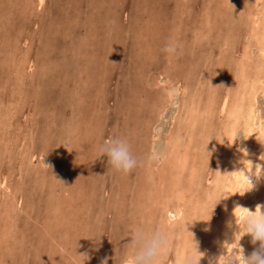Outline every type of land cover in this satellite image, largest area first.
Returning a JSON list of instances; mask_svg holds the SVG:
<instances>
[{"label":"rangeland","instance_id":"374dc122","mask_svg":"<svg viewBox=\"0 0 264 264\" xmlns=\"http://www.w3.org/2000/svg\"><path fill=\"white\" fill-rule=\"evenodd\" d=\"M262 1L0 0V264H79L77 254L87 255L84 264H124L129 235L138 227L169 231L164 264H183L186 255H195L192 234L203 253L199 264H215L220 251L234 247L238 256V226L225 247L215 227L225 199L248 210L264 207V177L253 178L254 187L241 195L233 192L243 181L229 174L234 190L212 206L227 193L220 168L231 170L245 145L253 164L264 149ZM169 44L175 53L165 50ZM174 87L181 90L179 109L175 121L163 122L158 139L166 158L152 165L153 131ZM236 103L243 110L234 114ZM113 135L126 138L140 161L127 175L114 172L106 156L97 158V144ZM176 135L181 141L169 154ZM44 152L47 163L39 159ZM165 204L179 216L175 227L167 226ZM211 209L210 219L200 221ZM188 219L197 220L188 226L191 233L182 227ZM238 244L246 257L259 248L250 234Z\"/></svg>","mask_w":264,"mask_h":264},{"label":"clouds","instance_id":"9594fccd","mask_svg":"<svg viewBox=\"0 0 264 264\" xmlns=\"http://www.w3.org/2000/svg\"><path fill=\"white\" fill-rule=\"evenodd\" d=\"M165 50L169 53H175L176 45L169 44L166 46ZM168 95L170 99L175 100L181 95V90L179 88H173ZM260 98L264 99V96ZM238 138L233 139V141ZM260 143L264 145V143ZM205 146L204 151L209 157V152L205 150ZM240 151L244 155H247L245 149H240ZM100 156H106L107 164L114 172L119 174L127 175L140 164V161L132 154L127 139L119 135H113L107 140H103L97 144V158ZM165 158L166 157L162 153L153 150L147 157V162L152 165H159L163 163ZM259 159L264 160V153L260 155ZM241 163L243 168L239 169V172L240 178L243 181V187L233 193L243 195L246 191L254 187L253 178L259 180L264 177V167L260 164H253L252 161L247 159H243ZM227 195L228 193H225L223 196L219 197L214 202L212 209L220 198ZM236 207L245 210L238 216H234V223L238 226V230L235 233H240L238 239H235V243L239 249L238 256L232 254L237 251V248L234 247L231 252L219 255L216 258L215 264H264V207L257 205L255 210H248L240 206ZM212 209L209 213V218L200 221H208ZM177 220L178 217L176 215L169 214L167 217V226L169 228L175 227ZM193 221L197 220H192L190 223L184 220L182 225L183 230L188 231V226L191 225ZM241 227L243 229L242 232H240ZM245 234H250L253 243L259 241L258 250L253 251L247 257L243 255V250L238 244L239 239ZM99 237L89 239L98 240ZM129 237L128 247L124 255V264H164L171 247V236L169 231L165 228L145 229L138 227L130 233ZM192 240L195 255H186L183 264H199V260L203 256V253L197 250V243L193 239V234ZM77 256L79 257V264H84V261L88 259L86 254H77ZM101 264H104V261H101ZM209 264H212V262L210 261Z\"/></svg>","mask_w":264,"mask_h":264},{"label":"bare ground","instance_id":"6f19581e","mask_svg":"<svg viewBox=\"0 0 264 264\" xmlns=\"http://www.w3.org/2000/svg\"><path fill=\"white\" fill-rule=\"evenodd\" d=\"M79 1V0H78ZM259 1H262V0H259ZM26 2V1H25ZM32 2V1H31ZM30 2V3H31ZM37 2H39V4H42L43 2H44V0H37ZM97 2V1H96ZM95 2V3H96ZM263 2V1H262ZM78 3V2H77ZM82 3V2H81ZM34 4V3H33ZM97 4V3H96ZM98 4H99V2H98ZM205 4V3H204ZM100 5V4H99ZM257 5V4H256ZM39 6V5H38ZM80 6V5H79ZM94 6V5H93ZM262 6H263V4H262ZM81 7V6H80ZM192 8H194V7H192ZM187 9V8H186ZM216 9V8H215ZM36 10V9H35ZM41 10V9H40ZM94 10H96V9H94ZM193 10V9H192ZM221 10H222V8H221ZM38 11V10H37ZM203 11V10H202ZM227 11V10H226ZM41 12V11H40ZM225 12V11H224ZM94 13V12H93ZM230 13V12H229ZM251 13V12H250ZM197 14V13H196ZM231 14V13H230ZM233 14V13H232ZM77 18V17H76ZM260 18V17H259ZM263 17H261V19H262ZM218 20V19H217ZM263 20H264V18H263ZM28 21V20H27ZM233 21V20H232ZM15 23V22H14ZM255 23H256V21H255ZM255 23H253V24H255ZM258 23V22H257ZM264 23V22H263ZM232 24V23H231ZM259 24H261V23H259ZM49 25V24H48ZM239 25H240V23H239ZM250 25V24H249ZM256 25H258V24H256ZM255 25V26H256ZM262 25H264V24H261L259 27H261ZM217 26V25H216ZM248 26V25H247ZM246 26V27H247ZM245 27V26H244ZM253 26H251V28H252ZM262 28H264V27H262ZM262 28H260L261 30H262V32H264V29H262ZM9 29V28H8ZM169 29V28H168ZM220 29V28H219ZM5 30V29H4ZM254 30V29H253ZM21 31V30H20ZM19 31V32H20ZM117 31V30H116ZM239 31V30H238ZM10 32V31H9ZM249 32V31H248ZM253 32V31H252ZM259 31H257V33H258ZM24 33V32H23ZM227 33V32H226ZM230 33V32H229ZM255 33H256V31H254V35H255ZM20 34V33H19ZM261 34V33H260ZM259 34V35H260ZM264 34V33H263ZM262 34V35H263ZM216 35V34H215ZM229 35V34H228ZM240 35V34H239ZM248 35V34H247ZM253 35V34H252ZM226 37H227V35H225ZM16 37V36H15ZM28 37V36H27ZM224 37V36H223ZM254 37V38H253ZM253 37H251L252 39H254V42H255V40H257V38L255 39V37H257L256 35L255 36H253ZM197 38V37H196ZM238 38V36L237 37H234L233 38V40L234 39H237ZM264 38V37H263ZM260 39V38H259ZM217 40V39H216ZM222 40V39H221ZM230 40V39H229ZM238 40V39H237ZM179 41V40H178ZM197 41V40H196ZM248 41V40H247ZM251 41V40H250ZM249 41V42H250ZM262 41H264V40H262ZM261 40L259 41V42H262ZM19 43V42H18ZM180 43V42H179ZM193 43H195V42H193ZM208 43V42H207ZM231 43V42H230ZM252 44H253V41H252ZM257 44V43H256ZM263 44L264 43H262V45H260V44H257L258 46L260 45V46H262L263 47ZM197 45V44H196ZM226 45H227V42H226ZM254 45V44H253ZM191 46V45H190ZM246 46H248V45H246ZM245 46V47H246ZM250 46V45H249ZM260 46H259V48H260ZM192 47H193V45H192ZM6 48V47H5ZM248 49H249V47H247ZM200 49V48H199ZM245 49V48H244ZM255 49V48H254ZM261 49V48H260ZM263 49H264V47H263ZM262 49V50H263ZM21 50V49H20ZM75 50V49H74ZM224 50V49H223ZM257 50V49H256ZM80 51V50H79ZM244 51V50H243ZM249 51H251V50H249ZM264 51V50H263ZM131 52V51H130ZM245 52H247L246 50H245ZM263 53V55H264V52H262ZM186 54V53H185ZM188 54V53H187ZM198 54V53H197ZM251 54V53H250ZM216 55V54H215ZM248 55V54H247ZM132 56V55H131ZM243 53L241 54V60L243 59ZM225 57V56H224ZM255 57V56H254ZM245 58V57H244ZM250 58V57H249ZM249 58H247V59H249ZM262 58H264V57H262ZM230 59H231V56H230ZM259 59V58H258ZM59 60V59H58ZM223 60H224V58H223ZM256 60V59H255ZM176 61V60H175ZM248 61V60H247ZM264 61V60H263ZM219 62V61H218ZM223 62V61H222ZM241 62V61H240ZM244 62L245 63H247L246 62V60H244ZM244 62H242V63H244ZM253 62V61H252ZM239 63V62H238ZM254 63V62H253ZM255 64V63H254ZM189 65V64H188ZM210 65V64H209ZM178 66V65H177ZM243 66V65H242ZM248 66V65H247ZM250 66V65H249ZM220 67V66H219ZM238 67V66H237ZM91 68V67H90ZM126 68V67H125ZM162 68V67H161ZM243 68V67H242ZM246 68V67H245ZM250 68V67H249ZM256 68V67H255ZM235 69V68H234ZM162 70H163V68H162ZM246 70V69H245ZM253 70V69H252ZM258 70H260V69H258ZM13 71V70H12ZM122 71V70H121ZM237 71V70H236ZM251 71V70H250ZM254 71V70H253ZM227 72V71H226ZM244 72V71H243ZM187 73V72H186ZM259 73V72H258ZM257 73V74H258ZM68 74V73H67ZM189 74V73H188ZM215 74V73H214ZM249 74H250V72H249ZM254 74V73H253ZM260 74V73H259ZM18 75V74H17ZM161 75V74H160ZM203 75V74H202ZM188 76V75H187ZM190 76V75H189ZM191 77V76H190ZM200 77V76H199ZM233 77V76H232ZM162 78V77H161ZM170 78V77H169ZM206 79V78H205ZM30 80V79H29ZM211 80V79H210ZM9 81V80H8ZM259 81V80H258ZM206 83V82H205ZM170 84V83H169ZM251 84V83H250ZM167 85V84H166ZM188 85V84H187ZM186 85V86H187ZM207 86V85H206ZM205 86V87H206ZM149 87V86H148ZM185 87V86H184ZM166 88H168L167 86H166ZM171 88V87H170ZM174 88H176V87H174ZM217 88V87H216ZM237 88V87H236ZM104 89H105V87H104ZM148 89V88H147ZM190 89V88H189ZM207 89V88H206ZM185 90V89H184ZM261 90V89H260ZM158 91H159V89H158ZM190 91V90H189ZM218 91V90H217ZM236 91V90H235ZM257 91V90H256ZM194 92V91H193ZM204 92V91H203ZM215 92V91H214ZM254 92V91H253ZM252 92V93H253ZM19 93V92H18ZM158 93V92H157ZM184 93H185V91H184ZM195 93V92H194ZM163 94V93H162ZM210 94H213V92L211 91V93ZM263 94H264V88H263ZM160 95V94H159ZM189 95V94H188ZM187 95V96H188ZM195 95V94H194ZM196 95H198V94H196ZM255 95H256V93H255ZM167 96V95H166ZM199 96V95H198ZM213 96V95H212ZM211 96V97H212ZM215 96H216V94H215ZM244 96V95H243ZM250 96V95H249ZM214 97V96H213ZM253 97V96H252ZM31 98V97H30ZM190 98V97H189ZM197 98V97H196ZM244 98V97H243ZM242 98V99H243ZM246 98V97H245ZM248 99L247 100H249L251 97H247ZM35 99V98H34ZM154 99V98H153ZM158 99V98H157ZM184 99V98H183ZM200 99V98H199ZM214 99H216L215 97L212 99V102H213V100ZM238 99V98H237ZM252 99V98H251ZM11 100V99H10ZM155 101H156V99H154ZM165 100H166V97H165ZM191 100H193L194 101V98H192V96H191V98L189 99V101L190 102H193V101H191ZM197 100V99H196ZM239 100V99H238ZM246 100V101H247ZM24 101V100H23ZM38 101V100H37ZM209 101V100H208ZM244 101H245V99H244ZM168 102H169V106H168V108H166V109H164V110H162L158 115H159V120H162L161 122H160V124L159 125H157V126H155V128H154V131L153 132H155V135L153 136L154 137V139H155V143H156V145L158 144V146L156 147V146H154L155 145V143H153V144H151V152L153 151V150H155V151H157V152H159V153H164L163 152V150H162V145H160V143L158 142V139H159V134H160V130H161V128H162V126H163V122H165L166 121V119H167V117H170L173 121H175V116H176V113H177V109H179L178 108V99H175V100H172V99H170V97H169V100H168ZM189 102V103H190ZM207 102V101H206ZM211 102V99H210V104L212 103ZM251 102V101H250ZM151 103V102H150ZM186 103V102H185ZM185 103H184V105H185ZM188 102L186 103V104H189ZM234 103V102H233ZM239 103V102H238ZM247 103H248V101H247ZM79 104V103H78ZM77 104V105H78ZM206 104H209V103H206ZM209 104V105H210ZM213 104H214V102H213ZM251 104V103H250ZM159 105V104H158ZM209 105H208V108H209ZM246 105H248V104H246ZM152 106V105H151ZM156 106V105H155ZM191 106V108L190 107H188L189 109H191L192 110V106L193 105H190ZM215 105H213V107H214ZM238 106H239V104L237 105V103H236V106L232 109L233 110V112L232 113H234L235 114V112L236 113H240V110L242 111L243 109H239L238 108ZM251 106H252V108H253V105L251 104ZM187 107V106H186ZM210 107H211V105H210ZM227 107V106H226ZM230 107H233V106H231V104H230ZM229 108V107H228ZM248 108V107H247ZM187 109V108H186ZM206 109V111L208 110L207 109V107L205 108ZM226 109V108H225ZM231 109V108H230ZM188 110V109H187ZM185 111V110H184ZM193 111V110H192ZM211 111V110H210ZM210 111H209V113L208 114H210ZM156 112V111H155ZM186 112V111H185ZM229 112V111H228ZM195 113H196V111H195ZM213 113V112H212ZM211 113V114H212ZM231 113V112H230ZM229 113V114H230ZM252 113V112H251ZM11 114V113H10ZM206 114V113H205ZM207 114V116H209ZM156 115V114H155ZM244 115V114H243ZM211 116V115H210ZM238 116H240V115H238ZM228 117V116H227ZM232 119V121H233V117H231ZM244 118H246V117H243V119ZM247 118H249V117H247ZM179 119H181L182 120V117L181 118H178L177 120H179ZM195 119V118H194ZM181 120H179V122H181ZM208 120V119H207ZM248 120V119H247ZM250 120V119H249ZM248 120V123L250 122ZM188 121H190V120H188ZM235 121H237V120H235ZM159 122V121H158ZM157 122V123H158ZM199 121H197V123H198ZM254 122V121H253ZM235 123V122H234ZM246 123V122H245ZM232 124V127H234L233 126V123H231ZM236 124H237V122H236ZM262 125V124H261ZM263 125H264V123H263ZM180 126V125H179ZM188 126H190L189 124H188ZM229 126V125H228ZM228 126H227V128H228ZM258 126V125H257ZM77 127V126H76ZM230 127V126H229ZM221 128V127H220ZM252 127L251 126H249V129H248V132H247V134H249L250 136L252 135V133H253V131H252V129H251ZM226 128H224V130H225ZM223 130V129H222ZM229 130V129H228ZM230 131H232L233 133H234V130H231L230 129ZM264 131V130H263ZM226 132H228L227 130H226ZM255 132H257V131H255ZM255 132H254V135H255ZM259 134H260V132H258ZM264 133V132H263ZM197 134H198V132H197ZM215 134V133H214ZM226 134V133H225ZM225 134H224V136H225ZM232 134V133H231ZM231 134H229V135H231ZM139 135V134H138ZM264 135V134H263ZM174 136V135H173ZM177 136V135H176ZM233 136V135H232ZM232 136L230 137L231 139H232ZM249 136V137H250ZM257 136V135H256ZM255 136V137H256ZM229 137V136H228ZM247 137V136H246ZM248 137V138H249ZM252 137L254 138V136L252 135ZM263 137V136H262ZM141 138H143V137H141ZM179 138L180 137H178L177 136V138H175L174 140H171V148H170V151H168V153L170 154V153H175V149H174V147H176V146H178V144L180 143V141L181 140H179ZM229 138V139H230ZM247 138V139H248ZM260 138V137H259ZM43 139H45V137L43 136ZM185 139V138H184ZM226 139V138H225ZM246 139V140H247ZM263 139V138H262ZM46 140V139H45ZM198 140V139H197ZM222 140V139H221ZM228 140V139H227ZM245 140V141H246ZM252 140V139H251ZM250 140V141H251ZM47 141V140H46ZM178 141V142H177ZM232 141V140H231ZM249 140H247V143L248 142H250ZM226 142V141H225ZM230 141L228 140V144H230L229 143ZM257 142V141H256ZM47 143V142H46ZM45 143V144H46ZM222 143H224V142H222ZM250 143H252V142H250ZM162 144V143H161ZM221 144V143H220ZM243 144V143H242ZM254 144H255V142H254ZM222 145H224V144H222ZM252 145V144H251ZM261 145V144H260ZM60 145H58V147H59ZM262 146V145H261ZM264 146V145H263ZM245 147V150H246V145L244 146ZM254 147V146H253ZM257 147V146H256ZM258 147H260L259 145H258ZM250 148H252V147H250ZM55 149V148H54ZM165 149H167V148H165ZM175 151H174V150ZM221 149H222V146H221ZM244 149V148H243ZM172 150L174 151V152H172ZM247 150H249L248 148H247ZM41 151V150H40ZM166 151V150H165ZM234 151V150H233ZM167 152V151H166ZM247 152V151H246ZM251 152L252 151H249V152H247V155H244L243 153H241L240 151H239V153H240V155L238 156V158H236L237 159V162H234L235 163V165L233 166V168H232V166H230L231 167V170H228V169H226V167H225V169L224 170H221V168H220V175L222 176V179L223 180H221V181H224V184H225V187L227 188V193H229L230 192V190H232L231 189V185H230V182H231V180H230V178H228V176H229V174H231V175H233L234 176V178H240V172H239V169H242L243 168V165H242V163H241V161L243 160V159H247V160H250L251 161V156L253 155V154H251ZM254 152V151H253ZM150 153V152H149ZM167 153V154H168ZM231 153V152H230ZM262 153H264V149H263V147H262V149L260 150V153H258L259 154V157H260V155L262 154ZM40 154V153H39ZM180 153H176L175 154V158H177L178 159V155H179ZM224 154V153H223ZM234 155H236V153H233ZM59 154H57V156H58ZM61 155V154H60ZM163 155H165V154H163ZM206 155V154H205ZM228 155H230L231 156V154H227V155H225V156H227V159H228ZM54 156H55V154H54ZM57 156H55L56 157V159H57ZM180 156V155H179ZM220 156V155H219ZM222 156V155H221ZM225 156H223L224 158H225ZM254 156V155H253ZM257 156V155H256ZM48 157L49 156H47V153L46 152H44V153H41L40 155H39V159L40 160H42V161H44L45 163H47L48 162ZM51 157H52V155H51ZM55 157H53V159L55 160ZM201 157V156H200ZM223 157H222V162L224 161V159H223ZM233 157V156H232ZM259 157H258V159H257V164H260L262 167H264V160H260L259 159ZM192 158H194V157H192ZM234 158H235V156H234ZM176 159V161H178ZM6 160V159H5ZM59 160H60V158H59ZM58 160V161H59ZM229 160H232L231 159V157L229 158ZM235 160V159H234ZM254 160H255V158H254ZM175 161V160H174ZM175 161V166L173 165V167H175V169H177L176 168V165H177V167H178V164H176V163H180L179 161L178 162H176ZM182 161H183V159H182ZM181 161V162H182ZM236 161V160H235ZM253 161V160H252ZM43 162V163H44ZM184 162H186L185 160H184ZM187 162H188V159H187ZM231 162H233V160L231 161ZM42 163V164H43ZM226 163V162H225ZM224 162H223V164H225ZM237 163V164H236ZM228 164V163H227ZM227 164H225V166L227 165ZM45 165V164H44ZM186 165V164H185ZM229 165V164H228ZM37 166H39V165H37ZM36 166V167H37ZM194 166V165H193ZM218 166V165H217ZM216 166V167H217ZM223 166V165H222ZM43 167V166H42ZM41 167V168H42ZM218 167H220V166H218ZM224 167V166H223ZM191 169H193V168H191ZM35 170V169H34ZM178 170V169H177ZM189 172H190V169H189ZM192 172V171H191ZM52 173V172H51ZM182 173V172H181ZM195 173H196V171H195ZM203 173V172H202ZM36 173H34V175H35ZM190 174V173H189ZM180 175V174H179ZM190 176V175H189ZM203 176V175H202ZM221 176H219V177H221ZM193 177V176H192ZM218 177V178H219ZM230 177V176H229ZM241 179V178H240ZM219 180V179H218ZM16 181V180H15ZM193 181H195V180H193ZM217 181V180H216ZM261 181V180H260ZM1 182V181H0ZM18 182V181H17ZM13 183V182H12ZM192 182H190V183H188V184H191ZM242 183V182H241ZM254 183V182H253ZM256 183V182H255ZM2 184V183H1ZM5 184V183H4ZM4 184H2V185H4ZM234 184H235V181H234ZM238 184H239V182H238ZM257 184V183H256ZM220 185H221V183H220ZM237 185V184H236ZM13 186H16V185H13ZM18 186H21L20 184L18 185ZM259 186V185H258ZM2 187V186H1ZM7 187H8V185H7ZM6 187V188H7ZM222 187V186H221ZM220 187V188H221ZM237 187V186H236ZM3 188L5 189V187L3 186ZM11 187H9V189H10ZM13 188V187H12ZM16 189H18L17 187H15ZM224 188V187H223ZM8 189V190H9ZM26 189V188H25ZM255 189V188H254ZM0 190H1V188H0ZM13 191H14V188L12 189ZM193 190V189H192ZM234 190V189H233ZM232 190V191H233ZM256 190V189H255ZM258 190V189H257ZM3 191V190H2ZM18 191V190H17ZM42 191V190H41ZM236 191V190H235ZM15 192V191H14ZM13 192V193H14ZM102 192V191H101ZM117 192V191H116ZM184 192V191H183ZM220 192L221 193H223L222 192V190H220ZM251 192V191H250ZM254 192H257V191H254ZM16 194H17V192H15ZM14 193V194H15ZM216 193H217V191H216ZM220 193V194H221ZM246 193V192H245ZM5 194H7V193H5ZM13 194V195H14ZM15 194V195H16ZM69 194V193H68ZM177 194H179V195H181V192L180 193H177ZM199 194V193H198ZM224 194V193H223ZM258 195V194H257ZM261 195V194H260ZM264 195V194H263ZM10 195H7V197H9ZM217 196V195H216ZM227 196H229V194L227 195ZM246 196V195H245ZM6 197V196H5ZM7 197H6V199H7ZM11 197H13V199L12 200H15L14 199V196H12V192H11ZM28 197V196H27ZM26 197V198H27ZM116 197V196H115ZM185 197V196H184ZM234 197H235V195H234ZM233 197V198H234ZM249 197V196H248ZM29 198V197H28ZM179 198H180V196H179ZM196 198V197H195ZM203 198V197H202ZM214 198V197H213ZM9 199V198H8ZM185 199V198H184ZM236 199V198H235ZM242 199H243V197H242ZM16 200H17V198H16ZM21 200V199H20ZM176 200V199H175ZM182 200V199H181ZM208 200V199H207ZM216 200V199H215ZM231 200H232V202H228L226 199H225V202H224V204H223V217H222V219H221V221L219 222V224L217 225V227H215L216 228V234H217V237L219 236V243H220V246L222 245H224L223 247H225V245H227L228 243H229V240H230V238L233 236V234H234V232H235V223H234V216H238V214H239V210L240 209H238V207H236L237 205H235L233 202V199H232V197H231ZM251 200V199H250ZM197 201V200H196ZM257 201V200H256ZM14 202V201H13ZM12 202V203H13ZM183 202V201H182ZM181 202V203H182ZM198 202V201H197ZM208 202V201H207ZM236 202V201H235ZM15 203V202H14ZM13 203V205H15ZM180 202H177L176 203V205L174 206V208L176 209V214L178 213V215L181 213V208H180V204H179ZM240 203V202H239ZM243 203V202H242ZM244 203H245V201H244ZM259 203V202H258ZM263 203V202H262ZM262 203H260V204H262ZM259 204V205H260ZM201 205V204H200ZM243 205V204H242ZM164 206V210H165V212H166V219H167V217H168V215L169 214H173L172 212H170L169 211V209H171V208H173V206H171V205H169V204H165V205H163ZM252 206H253V204H252ZM13 207V206H12ZM25 207V206H24ZM241 207H243V206H241ZM245 207V206H244ZM249 207V206H248ZM204 208V207H203ZM205 209V208H204ZM185 210V209H184ZM69 211V210H68ZM173 211H174V209H173ZM199 211V210H198ZM245 211V210H244ZM66 212V211H65ZM22 213V212H21ZM188 213V212H187ZM186 213V214H187ZM50 214V213H49ZM175 215V214H174ZM181 215V214H180ZM184 215H185V213H184ZM27 216V215H26ZM88 216V215H87ZM101 217V216H100ZM179 217V216H178ZM184 218H185V216H183ZM94 217H92V219H93ZM190 218V217H189ZM221 218V217H220ZM34 219V218H33ZM41 219H43V218H41ZM186 219H187V217H186ZM95 220V219H94ZM127 220V219H126ZM98 221V220H97ZM187 221H190L189 219L187 220ZM219 221V220H218ZM207 222V221H206ZM23 223V222H22ZM139 224H141V223H139ZM39 225V224H38ZM205 225V224H204ZM208 225V224H207ZM209 226V225H208ZM24 227V226H23ZM205 227V226H204ZM207 227V226H206ZM16 228V227H15ZM26 228V227H25ZM207 228H209V227H207ZM210 228H211V226H210ZM212 229H214V228H212ZM205 230V229H204ZM205 231H207V230H205ZM196 232V231H195ZM204 232V231H203ZM96 233H98V232H96ZM206 233V232H205ZM101 234V233H100ZM11 235H12V233H11ZM97 235V234H96ZM215 235V234H214ZM248 235V234H247ZM235 236V235H234ZM216 236H214V238H215ZM214 238H212V239H214ZM237 238V237H236ZM204 239H206V238H204ZM218 239V238H217ZM4 240V239H3ZM10 240V239H9ZM8 240V241H9ZM196 240V239H195ZM194 240V241H195ZM245 240V239H244ZM250 240V239H249ZM232 241H234V240H232ZM213 242H214V240H213ZM193 243V242H192ZM9 244V243H8ZM244 244V243H243ZM249 244H251V243H249ZM202 245V244H201ZM213 245H214V243H213ZM252 245V244H251ZM258 246V245H257ZM256 246V247H257ZM3 247V246H2ZM216 246H214V248H215ZM226 247H228V246H226ZM79 248V247H78ZM81 248V247H80ZM218 248V247H217ZM220 248V247H219ZM253 248V247H252ZM93 249V248H92ZM223 249V248H222ZM221 249V250H222ZM226 248H224V250H225ZM77 250V249H76ZM217 250V249H216ZM228 250V249H227ZM244 251V250H243ZM221 253H219V255H222L223 254V250L222 251H220ZM183 253H184V251H183ZM251 253V252H250ZM96 254V253H95ZM186 253H184V255H185ZM191 254V253H190ZM213 254V253H212ZM211 254V255H212ZM218 254V253H217ZM75 255H76V253H75ZM104 255V254H103ZM118 255V254H117ZM209 255V254H208ZM218 255V256H219ZM243 255H244V253H243ZM35 256V255H34ZM105 256V255H104ZM213 256V255H212ZM248 256V255H247ZM204 258V257H203ZM69 260V259H68ZM210 260V259H209ZM70 262V261H69ZM117 262V261H116ZM120 263V262H119ZM71 264V263H70ZM74 264V263H73ZM77 264V263H76ZM101 264V263H100ZM203 264V263H202Z\"/></svg>","mask_w":264,"mask_h":264}]
</instances>
